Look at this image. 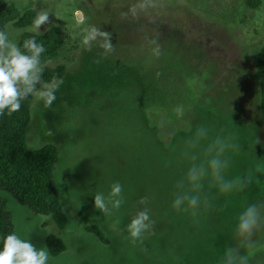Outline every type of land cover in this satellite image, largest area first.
I'll return each mask as SVG.
<instances>
[{
    "label": "rangeland",
    "instance_id": "rangeland-1",
    "mask_svg": "<svg viewBox=\"0 0 264 264\" xmlns=\"http://www.w3.org/2000/svg\"><path fill=\"white\" fill-rule=\"evenodd\" d=\"M5 1L14 4L19 15L34 2ZM41 2L55 22L48 28L58 24L64 34L49 66L63 64L65 72L50 108L31 102L25 142L30 149L47 143L58 148L54 186L67 223L59 229L51 216L31 212L3 191L14 232L46 250L49 235L61 239L65 250L56 256L49 253V264H156L159 224L168 212H161L159 223L154 222L142 241L133 243L126 225L143 208L138 199L147 197L151 203L157 198L152 174L191 164L181 151L203 126L209 129V140L231 135L239 146L226 153V178L251 180L242 191L230 193L209 189V180L204 181L211 206L197 218L201 222L207 216L209 222L191 226L181 263L219 264L225 247L235 242L239 213L248 204L264 201V143L256 144L257 137L264 141V120L252 62L264 46V0L256 8L246 0H156L155 7L135 17L126 13L137 0ZM78 19L109 31L115 51L105 57L96 44L90 51L84 48L75 27ZM16 20L6 24L19 35L31 27H18ZM150 40L160 46L158 57ZM97 59L100 63L94 62ZM177 107L183 108V115L176 113ZM141 114L164 146L185 133L180 134L182 142L162 154L153 133L142 126ZM116 182L123 187L124 203L105 216L94 208V194L107 196ZM72 220L82 224L79 235L75 229L67 231ZM90 227H97L99 234Z\"/></svg>",
    "mask_w": 264,
    "mask_h": 264
},
{
    "label": "clouds",
    "instance_id": "clouds-1",
    "mask_svg": "<svg viewBox=\"0 0 264 264\" xmlns=\"http://www.w3.org/2000/svg\"><path fill=\"white\" fill-rule=\"evenodd\" d=\"M156 0H137L126 15L138 16L148 8L155 7ZM32 10L35 16L32 19L30 32L43 33L49 25L54 24L53 15L41 0H34ZM57 15L55 20H59ZM59 27V25H56ZM79 31L81 45L91 50L93 44L102 49V55L107 56L115 51L112 43V34L95 25H83L78 19L75 25ZM155 45L152 52L155 56L161 54L157 41L150 40ZM46 48L43 43L37 42L35 36L23 40L19 33L11 30L10 24L0 27V117L7 114L11 117L19 112L22 103L32 98L34 104L43 103L45 108H50L56 101V93L63 84V79L57 74L50 79H44L45 70L51 60L43 58ZM100 63V60H95ZM178 115H183V108L175 109ZM51 135V132L48 133ZM204 141H208L206 144ZM264 143L259 137L256 144ZM238 145L234 137L216 136L209 140V129L198 126L191 138L185 141L184 157L191 161L184 176L176 182V193L172 208L177 212L190 211L194 222L198 223V214L206 211L211 206L210 195L205 191L207 187L216 188L220 193L242 191L251 182L250 177H236L227 179L225 170L229 167L226 156L230 150H237ZM123 187L119 182L114 183L107 196L102 193L94 194V208L105 216L113 215L124 203ZM144 206L136 211L126 225L125 230L133 243L142 241L144 233L153 228L154 222L150 218L148 198L142 197L138 201ZM74 215V213H73ZM79 235L82 224L72 220L67 231ZM50 231V230H49ZM264 201L248 204L237 218L234 230V243L225 247L220 257L219 264H264L259 257L264 256ZM0 264H49V251L37 248L31 240L24 239L15 232L0 236Z\"/></svg>",
    "mask_w": 264,
    "mask_h": 264
},
{
    "label": "trees",
    "instance_id": "trees-1",
    "mask_svg": "<svg viewBox=\"0 0 264 264\" xmlns=\"http://www.w3.org/2000/svg\"><path fill=\"white\" fill-rule=\"evenodd\" d=\"M246 2L252 8H256L259 4V0H246ZM34 16L35 12L32 9H27L19 15L14 4L0 0V27L15 18H17L16 26H28L32 24ZM30 36H35L37 42L44 44L46 52L43 54V58L50 60L59 53L64 43L63 31L57 26L49 27L42 34L24 31L20 34V39L23 40ZM252 62L259 77L260 108L264 120V46L255 52ZM64 72L63 64L49 66L45 70L44 79L48 80L57 74L62 78ZM31 102L32 98L24 101L20 111L11 117L7 114L0 117V236L14 232L12 215L3 197V191L10 193L31 212L51 216L59 229H63L67 223V217L61 209L54 186V167L58 161V148L54 144L47 143L40 148L30 149L25 142V129L30 120ZM141 120L142 126L153 133L156 138L153 139V143L160 146L162 154H168L173 143L178 145L182 142V135L185 133L176 134L172 142L168 146H164L156 137L155 130L145 124L142 114ZM180 134L182 135L180 136ZM158 166L161 167L160 164ZM189 166L190 164H178L171 172H163L162 169H159L152 174L150 182L154 183L157 198H154L151 203L148 202L150 218L153 222H158L161 212H168L167 217L159 224L161 225L160 236L158 245L155 246L156 251H153V255H156V264H182L180 254L187 246V241L191 239V226L194 229L193 226L204 222L208 225L209 218L207 216L197 224L192 220L190 211L177 212L172 208L176 182L184 176ZM241 169L243 172L246 169V164ZM90 228V231L94 230L99 234L97 227ZM46 245L49 253L53 256L65 250L64 243L55 235L47 237Z\"/></svg>",
    "mask_w": 264,
    "mask_h": 264
}]
</instances>
